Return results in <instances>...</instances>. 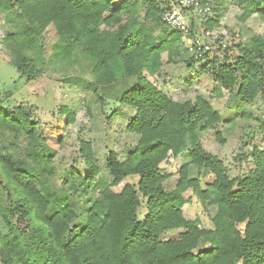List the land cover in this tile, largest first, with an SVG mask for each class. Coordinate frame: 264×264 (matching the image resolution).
<instances>
[{
    "label": "trees",
    "instance_id": "obj_1",
    "mask_svg": "<svg viewBox=\"0 0 264 264\" xmlns=\"http://www.w3.org/2000/svg\"><path fill=\"white\" fill-rule=\"evenodd\" d=\"M175 1L0 0V14H16L27 36L53 28L59 41L54 48L63 60L80 51L90 61L89 89L105 113L107 106L114 114L118 106L133 111L125 132L137 139L124 159L108 154L112 180L105 186H99L93 143L81 140L78 155L88 174L80 173L77 163L71 170L78 177L72 186L91 192L82 216L83 200L52 182L54 158L65 141L47 138L33 120L32 107L9 111L0 100V134L15 146L0 149V221L8 229L0 231L2 264H264V151L254 148L247 155L254 169L231 178L224 161L202 142V133L223 123L222 115L204 97L177 102L150 81L174 63L185 43L181 32L163 22ZM232 1L241 9V23L256 16L264 25V0ZM219 21L218 13L204 27L214 30ZM192 28L190 38L195 37ZM4 45L20 77L30 81L39 75L16 33H7ZM193 50L195 57L186 63L204 64L219 97L223 91L236 93L244 105L264 99V33L247 43L218 40L209 51L196 44ZM61 113L66 126L75 122L76 112L64 107ZM258 129L264 137V123ZM216 136L224 142L220 133ZM21 139L26 144L19 151ZM184 155L189 162L169 192L165 184L171 175L163 165ZM192 167L197 177L191 176ZM131 178L137 182L130 183ZM188 192L206 211H216L212 229L186 218Z\"/></svg>",
    "mask_w": 264,
    "mask_h": 264
},
{
    "label": "rangeland",
    "instance_id": "obj_2",
    "mask_svg": "<svg viewBox=\"0 0 264 264\" xmlns=\"http://www.w3.org/2000/svg\"><path fill=\"white\" fill-rule=\"evenodd\" d=\"M194 1L195 3L206 1L207 5L202 7L211 11L207 16H203L199 7L184 9L186 21L190 29L191 26L193 27L195 37H185V43L180 46L181 55L174 59V63L163 67L161 77L150 81L177 102L195 100L200 96L211 103L212 107L222 115L223 123L215 129L202 133L203 145L208 152L224 161L231 178L244 176L254 169L252 159L247 158L248 153L254 148L264 151V137L258 129L259 124L264 123V99L258 98L253 104L244 105L239 99H235L236 93L223 91L219 97L216 90L218 86L212 74L205 73L204 64L189 67L186 62H190L195 57L193 46L196 40L210 47L218 40L229 45L247 43L252 37L264 33V25L256 16L246 23H241L239 20L242 15L241 9L232 0ZM218 13L220 15L218 27L207 31L204 23L215 19ZM24 30L25 24L16 14H0V100L9 111L22 104L27 109L32 107L33 120L40 124L47 138L55 142L61 138L65 141L63 150L54 158L56 173L52 182L58 187L68 189L74 199L83 200L79 206L83 216L86 210L85 202H88L87 195L91 192L72 186L73 181L78 177L71 170V167L77 163L76 168L79 172L88 174L78 155L79 144L81 140L93 143L95 157L101 169L99 186L108 185L112 180L106 170L108 154L115 152L124 159L137 143L134 136L125 132L134 113L123 106H118L116 114H114L115 108L112 109L111 106H107V114L104 112L87 85L92 80L90 61L80 51H74L70 59L63 60L60 57L62 51L54 48L59 41L53 28H49L46 33L37 32L31 36H27ZM10 32L17 34L27 56L38 65L39 75L30 81L20 77L16 69L11 66L10 54L4 45V39ZM209 33L211 36L208 35ZM163 59L166 63L168 56L165 55ZM64 107L76 112L75 122L67 126L65 125L67 117L61 113ZM217 133L221 134L224 142L217 139ZM25 144V140L21 139L16 148L21 151ZM3 147L15 146L10 144L7 137L4 138L0 134V149ZM188 162L189 157L184 155L170 158L168 163L163 165V172L171 175L165 184L167 191L176 188L179 181L178 171ZM197 173V169L192 167L191 176L197 177ZM207 178L206 172H203L202 179L207 180ZM129 181L133 184L137 179L131 178ZM125 184L126 181L122 187ZM120 189L117 191L119 192ZM2 193L0 186V194ZM192 195V192L185 195L186 199L190 200L184 207L186 218L199 220L202 228L212 229V218L216 211H206L195 198H192ZM145 215L146 208L143 205L139 218L143 220ZM81 224L82 221L80 227ZM0 231L8 233L7 227L1 221ZM171 234L173 233L169 235Z\"/></svg>",
    "mask_w": 264,
    "mask_h": 264
},
{
    "label": "built area",
    "instance_id": "obj_3",
    "mask_svg": "<svg viewBox=\"0 0 264 264\" xmlns=\"http://www.w3.org/2000/svg\"><path fill=\"white\" fill-rule=\"evenodd\" d=\"M188 7H199L200 13L203 16H207L211 11L209 8H204L199 2L194 0H176L171 10L167 11L163 16V22L174 31L181 32L185 37H188L191 34L190 27L186 21L184 15V9ZM211 36V34H208ZM195 44L198 49L201 50L204 48L205 51L210 50V46L203 45L200 41L196 40Z\"/></svg>",
    "mask_w": 264,
    "mask_h": 264
}]
</instances>
